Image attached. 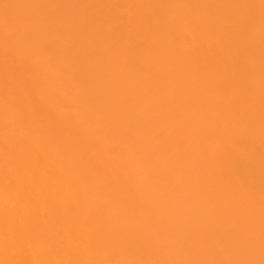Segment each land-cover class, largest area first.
Returning a JSON list of instances; mask_svg holds the SVG:
<instances>
[{
	"label": "bare ground",
	"instance_id": "obj_1",
	"mask_svg": "<svg viewBox=\"0 0 264 264\" xmlns=\"http://www.w3.org/2000/svg\"><path fill=\"white\" fill-rule=\"evenodd\" d=\"M0 264H264V0H0Z\"/></svg>",
	"mask_w": 264,
	"mask_h": 264
}]
</instances>
